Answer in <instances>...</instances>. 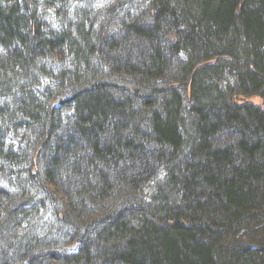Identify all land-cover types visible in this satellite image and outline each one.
Returning a JSON list of instances; mask_svg holds the SVG:
<instances>
[{"label":"trees","instance_id":"1","mask_svg":"<svg viewBox=\"0 0 264 264\" xmlns=\"http://www.w3.org/2000/svg\"><path fill=\"white\" fill-rule=\"evenodd\" d=\"M94 2L0 0V264H264V0Z\"/></svg>","mask_w":264,"mask_h":264},{"label":"rangeland","instance_id":"2","mask_svg":"<svg viewBox=\"0 0 264 264\" xmlns=\"http://www.w3.org/2000/svg\"><path fill=\"white\" fill-rule=\"evenodd\" d=\"M119 0H95V4H94V8L96 9V10H98V9H101V8H103V7H107V6H109V4L111 3H116L117 4V2H118ZM128 1H133V0H128ZM64 96H62L61 98H63ZM251 102H253V103H255V104H257V105H259V106H263L264 107V98H262V97H254V98H251V99H249ZM78 247H77V245H72L71 246V249L73 250V251H75L76 249H77Z\"/></svg>","mask_w":264,"mask_h":264}]
</instances>
